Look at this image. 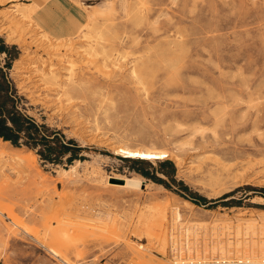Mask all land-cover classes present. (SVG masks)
I'll use <instances>...</instances> for the list:
<instances>
[{"label":"rangeland","instance_id":"rangeland-1","mask_svg":"<svg viewBox=\"0 0 264 264\" xmlns=\"http://www.w3.org/2000/svg\"><path fill=\"white\" fill-rule=\"evenodd\" d=\"M0 47L67 145L0 139V264L264 259V0H0Z\"/></svg>","mask_w":264,"mask_h":264},{"label":"trees","instance_id":"trees-1","mask_svg":"<svg viewBox=\"0 0 264 264\" xmlns=\"http://www.w3.org/2000/svg\"><path fill=\"white\" fill-rule=\"evenodd\" d=\"M0 50L4 49L0 47ZM0 139L17 146L19 139H25L31 144L42 143L45 152H39L43 159L55 162L57 157H51V151L55 150V146L59 144L60 148H66L62 134L51 129L44 124H38L32 117L20 113L19 111L5 110L0 106ZM68 143H72L68 141ZM61 151V150H60Z\"/></svg>","mask_w":264,"mask_h":264},{"label":"built area","instance_id":"built-area-1","mask_svg":"<svg viewBox=\"0 0 264 264\" xmlns=\"http://www.w3.org/2000/svg\"><path fill=\"white\" fill-rule=\"evenodd\" d=\"M95 264H112L108 261H102ZM168 264H264V259L255 260L248 256L240 257H216L208 261L206 260H194V259H172Z\"/></svg>","mask_w":264,"mask_h":264},{"label":"bare ground","instance_id":"bare-ground-1","mask_svg":"<svg viewBox=\"0 0 264 264\" xmlns=\"http://www.w3.org/2000/svg\"><path fill=\"white\" fill-rule=\"evenodd\" d=\"M117 150L122 155H127L129 157H138L143 159H163L167 157V153L165 151H154L150 149H141V148L130 149V148H122V147L118 148ZM172 219H173L172 228H174L173 225L175 221H178L180 219V214L177 211H174ZM140 247L142 248V246ZM174 259L183 260L181 257H174Z\"/></svg>","mask_w":264,"mask_h":264}]
</instances>
